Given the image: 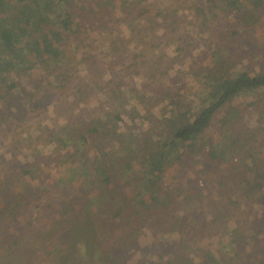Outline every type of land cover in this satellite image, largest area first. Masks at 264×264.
I'll list each match as a JSON object with an SVG mask.
<instances>
[{
  "label": "trees",
  "instance_id": "trees-1",
  "mask_svg": "<svg viewBox=\"0 0 264 264\" xmlns=\"http://www.w3.org/2000/svg\"><path fill=\"white\" fill-rule=\"evenodd\" d=\"M85 16L90 28L104 25L98 40L107 45L103 52L86 45L84 66L89 67L90 54L98 62L94 77L89 82L79 76L80 82L63 93L61 86L73 80L77 68L72 47L65 50L67 40L76 29L85 32ZM263 16L264 0H0V145L15 146L18 154L15 164L0 159V264H78L74 244L96 233L86 217L77 222V216H87L97 193L110 185L118 187L112 198L125 187L127 205L139 219L132 231L121 226L120 239H138L148 229L154 237L150 245L164 249L137 260L264 264V137L261 147L253 142L235 159L251 139L243 136L248 126L239 121L244 110L235 105L217 119L238 96H252L257 104L264 99V42L252 65L240 63L247 52L239 44ZM122 18L127 33L119 29ZM180 22L186 34L197 37L192 41L217 48L221 63L192 71L201 82L197 89L188 84L191 79L175 87L137 85L143 64L157 75L163 59L159 47L184 45L176 34ZM117 34H129L138 47L119 43ZM230 59L237 62L231 68ZM99 73L108 76V84L100 83ZM55 88L56 97L63 95L61 109L93 95L108 96L112 105L106 108L102 99L49 126L44 103ZM136 118L142 127L130 123ZM216 120L220 135L207 141L205 133ZM258 127L264 133V123ZM43 128L58 137L47 143ZM69 134L72 139L65 140ZM149 137V164L126 158ZM201 139L208 144L205 164L199 158ZM111 155L114 167L103 158ZM176 163L175 174L192 175L183 186L163 189L168 167ZM96 201L102 216L103 202ZM115 207L118 217L123 207ZM229 207L247 209L248 216L253 212L249 223L240 224ZM165 252L169 257L163 262ZM125 260L130 264L128 256Z\"/></svg>",
  "mask_w": 264,
  "mask_h": 264
},
{
  "label": "rangeland",
  "instance_id": "rangeland-1",
  "mask_svg": "<svg viewBox=\"0 0 264 264\" xmlns=\"http://www.w3.org/2000/svg\"><path fill=\"white\" fill-rule=\"evenodd\" d=\"M184 1V0H183ZM117 13L123 14V10L116 6ZM118 10L121 12L119 13ZM187 12L189 16H191V12L187 9ZM119 16V15H117ZM88 16L83 17L82 19V28L85 30L84 33L81 32L80 28L76 29L73 33L69 35V38L67 40V47L71 46L73 49V61L77 63V68L74 69L75 77L71 82H68V85H62L61 91L63 93L68 92V87L70 85L77 84L78 80L80 82L81 79H78L79 76H82L86 79H88L89 82H91L92 77H94L92 71L98 66V62L95 59L94 54H90V56H87L86 63L89 64L88 66H84V59L82 58V54H84V51L87 52V47H91L92 51L97 50H103L106 48L107 42L99 41L98 37H100L98 34L100 30L104 29V25L100 28H90L89 26H86ZM224 23L228 21L229 19L219 18ZM119 29L122 30V33H127V23L125 19H121L120 21ZM144 24V23H143ZM178 30L176 32L177 37H179L180 41L184 43V45L177 46L176 44H172V42L169 43V45L166 46L162 44V46L165 47H159L158 49H161V52L159 53V50H155L156 53H159L162 55V64L160 67L155 68L156 76L151 68H148V64L141 67V75L135 76L136 84L141 86L144 82L148 84H159L161 86H167V87H175L176 85H179L183 82H185L187 79H191L188 84L192 86L193 89H197L199 85H201V82L198 81L199 79L194 78L192 76V71L196 70L198 66H204V65H213L215 63H221L222 56L219 55V51L217 48H208L205 43H200L199 41H192L190 37H194V39H197L196 36H192V34H186L184 32V26L183 22L178 23ZM188 24H186V27ZM117 39L119 43H124V41H127L130 45V47L136 48L139 44L135 43L133 41V38L130 37V35H124V34H117ZM82 40V44L81 41ZM239 42L242 49L245 50V55L243 54L241 56L242 61L240 63H245L252 65L253 59H257L258 55L255 53L259 49V43L264 42V16H263V23L259 24L257 27H255L253 33L247 34L246 36H243ZM127 44V45H128ZM81 45V46H80ZM87 45V47H86ZM163 51H165L163 53ZM252 56V58L249 57ZM205 54V55H203ZM237 63V62H236ZM236 63H232V59L229 60L228 65L233 67V65H236ZM239 66V65H238ZM259 67V64L256 65V68ZM201 69V68H200ZM199 69V70H200ZM86 73L89 75L87 76ZM192 76V77H191ZM197 77V76H195ZM97 78L99 79L100 83L102 84H108L109 78L108 76H104L102 73L97 74ZM78 79V80H77ZM45 81V80H44ZM203 84V82H202ZM45 87L41 89V94L43 93ZM54 92L52 94H48L47 98H45L46 103L45 106L47 107L46 115H48L49 118H46L45 123L46 125L51 126L55 122H62L67 115L74 116L75 112H84L86 109H90L93 105H96L100 102V100L104 99L105 107L111 108V100L108 99L106 95H103L98 98L97 95L90 96L88 98L82 99L81 101H78L75 103H68L67 106L61 107L60 99L61 95L56 97L55 95L58 94L59 89H54ZM90 91V88L88 89V92ZM106 97V98H105ZM255 98L252 96H238L236 99L231 101L229 104L225 105L217 114V119L222 117L223 114H231L232 113V106H239L244 110L243 113V119H239L240 123L247 124L248 128L246 129V132L243 136H251V139L249 143L243 148L238 149V153L236 155L237 159L241 155L244 154V152H247L249 150V147L254 142V147H261L262 138L264 137V133L259 130L258 125H261L264 123V99L257 104V101L254 100ZM148 107V106H147ZM53 119V122H52ZM130 123L132 125L140 126L142 127L143 124H141V121L136 118L133 120H130ZM1 125V123H0ZM122 123H120V126ZM47 127V126H45ZM222 126L220 125V121L216 120L213 125H211L206 134V140L209 141L210 139L216 138L220 135ZM3 133V131H0ZM43 135H46V141L49 143L53 140V138L58 137L54 134H48L46 128H43ZM65 140L72 139L71 134L65 136ZM205 139H201L200 141V148L202 150V155L200 154L199 158L203 159V163L207 162V159L205 158L206 152L208 150V144H206ZM146 140V139H145ZM150 137L147 138V140L139 146V152L132 151L130 155H128L126 158L131 159L136 163V165L141 163H150L149 158V149L150 148ZM150 145V146H149ZM17 148L15 146H9L6 145H0V159L6 160L7 162L15 164L16 159H18L17 156ZM105 162L107 165L114 167L115 163V156H103ZM125 159V160H127ZM211 164V162H208ZM178 163L174 164L173 166L168 167L167 174L162 180L161 187L163 189L170 187L172 185H179L183 186L182 182L189 179L192 175L191 173L185 174L179 172L178 174H175L177 169L179 168ZM99 180V179H98ZM95 183H101L100 181H94ZM124 188L119 189L118 193H121L114 198L111 197V193L115 190H118L117 186L110 185L109 187L106 186L104 190L99 191L97 193L98 197L94 198L92 203V210H88L86 215L82 216L83 213L80 216H77V222H83L85 217L87 218V221L89 223L90 229L93 230L96 235L95 236H89L88 241H84L79 244H74V248H76L77 252L76 255L78 257V264H126L125 256H128L130 259V264H153V261L144 262L137 260L140 256L142 257V254L145 252L148 254H153L155 251L164 250L161 247H156L155 245L151 246L150 241H153L154 237L153 234L147 229L143 230V232L139 235L138 239L134 240H121L120 236H118L121 233V226L124 225V229L127 231L134 230L135 226L138 224V217L135 214V212L132 210L131 205L130 208L127 205L126 196L124 193ZM106 193V194H105ZM104 194V195H103ZM97 198L102 200L103 202V210H102V216L100 213H96L98 206L96 207ZM126 198V199H125ZM108 200H110V205L108 204ZM131 200V198H130ZM173 205L178 209L179 215H182V211L180 209V203L178 200L171 201ZM122 204V211L118 215V217H113V214L116 211L115 205ZM77 207L81 208L77 205ZM130 210V212H129ZM230 213L232 216L236 217L239 220V223L242 225H245L249 223V216L252 215L253 212L250 213L248 216L247 209H243L242 211H236L232 207H229ZM90 211V212H89ZM128 212V213H127ZM247 212V213H246ZM100 214V215H99ZM15 216L13 215V218ZM100 217V218H99ZM103 221V223H102ZM13 224V219L10 222V225ZM113 224H120L119 226L116 225V229L114 231L109 230L111 228V225ZM129 226H128V225ZM147 231V232H146ZM206 252H209V249H205ZM157 256V255H156ZM169 257V255L165 252L163 256H160L161 261L165 262V259ZM144 259V258H143Z\"/></svg>",
  "mask_w": 264,
  "mask_h": 264
}]
</instances>
